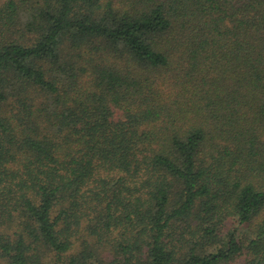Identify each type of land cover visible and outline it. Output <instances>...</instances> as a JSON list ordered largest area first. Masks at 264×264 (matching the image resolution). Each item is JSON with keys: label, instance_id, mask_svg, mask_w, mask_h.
Wrapping results in <instances>:
<instances>
[{"label": "trees", "instance_id": "trees-1", "mask_svg": "<svg viewBox=\"0 0 264 264\" xmlns=\"http://www.w3.org/2000/svg\"><path fill=\"white\" fill-rule=\"evenodd\" d=\"M0 264H264V0H0Z\"/></svg>", "mask_w": 264, "mask_h": 264}]
</instances>
